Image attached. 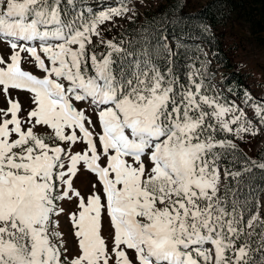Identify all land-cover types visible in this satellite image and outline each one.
<instances>
[{"label":"snow or ice","instance_id":"snow-or-ice-1","mask_svg":"<svg viewBox=\"0 0 264 264\" xmlns=\"http://www.w3.org/2000/svg\"><path fill=\"white\" fill-rule=\"evenodd\" d=\"M130 2L0 0V264H264V203L242 198L264 158L240 148L264 104L224 100L206 53L182 71L167 36L107 39Z\"/></svg>","mask_w":264,"mask_h":264},{"label":"trees","instance_id":"trees-1","mask_svg":"<svg viewBox=\"0 0 264 264\" xmlns=\"http://www.w3.org/2000/svg\"><path fill=\"white\" fill-rule=\"evenodd\" d=\"M80 2L83 5L90 2L95 10L101 8L100 6L108 0H80ZM178 4H185V0H164L153 9L140 12L113 36L115 41L117 43L121 40L133 42L134 47L131 50L135 51L141 47L144 35L153 42L156 37L167 36L173 47L176 42L182 44L177 57L182 71H186L184 67L186 64L203 60L202 53L207 54V59L211 61L209 71L213 74L211 84L214 85L213 79L216 74L221 73L223 87L221 97L224 100L243 104L246 94L258 98L260 94L249 84L248 75L244 73L241 65L235 62L234 52L226 41L224 28L230 21L245 19L253 25L260 26L256 33L264 31V25H262L264 24V0H210L201 9L192 12H188L185 9L186 6L182 9L178 8ZM256 14L261 17V21H256ZM179 17L185 19L180 20ZM201 24L208 26L207 32L197 27ZM124 46L127 48L128 44ZM240 148L242 160L248 163L264 158V143L254 158L246 153L242 143ZM241 167V163L235 165L236 170ZM243 179L242 198L247 197L249 200L259 198L264 203V170L253 168L252 172L246 174Z\"/></svg>","mask_w":264,"mask_h":264},{"label":"rangeland","instance_id":"rangeland-1","mask_svg":"<svg viewBox=\"0 0 264 264\" xmlns=\"http://www.w3.org/2000/svg\"><path fill=\"white\" fill-rule=\"evenodd\" d=\"M164 0H131L129 7L135 9V15L140 12L146 11L148 9H153ZM210 0H185V9L188 12L196 11L201 9ZM117 0H108L107 3H103L98 9L94 11H102L110 6H114ZM85 7H91L93 9V4L90 2L84 5ZM132 16L130 12L128 14ZM134 15V16H135ZM133 16V17H134ZM256 21H261V17L256 14ZM129 19L123 18L117 20V26L110 28V30L105 31L103 34L107 39H112L115 34H117L121 29H123L128 23ZM264 25V24H262ZM258 24L253 25L248 20L238 19L237 21H230L224 28L226 41L231 45L234 52L235 62L241 65L242 70L249 77V84L260 94L258 98H255L251 94L248 103L234 102L239 108L243 109L246 114L251 118L254 116L253 103L264 104V31L256 33L259 29ZM221 73L216 74V78L213 79V84L215 86L216 92L221 96L223 92L221 84ZM21 102L27 105L28 101L25 97H20ZM0 106H4L2 99H0ZM254 123H258L254 120ZM249 142L242 143L246 153L254 158L258 150L262 147L264 143V135H258L256 137H249ZM94 177L78 175L74 180V186L79 188L82 193L87 192L89 187V181L93 180ZM60 230L65 233V239L69 244L73 243L71 237V227L66 217H61Z\"/></svg>","mask_w":264,"mask_h":264}]
</instances>
